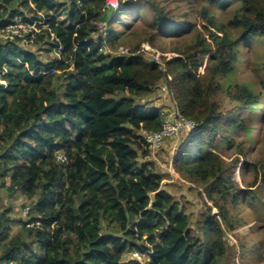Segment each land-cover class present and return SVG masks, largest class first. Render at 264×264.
<instances>
[{"label": "trees", "instance_id": "16d2710c", "mask_svg": "<svg viewBox=\"0 0 264 264\" xmlns=\"http://www.w3.org/2000/svg\"><path fill=\"white\" fill-rule=\"evenodd\" d=\"M205 1L237 4L227 25L238 34L219 26L206 6L198 18L203 30L192 44L161 52L162 67L142 53L154 50L159 32L129 54L106 51L121 42L107 0H0V28L41 18L33 47L44 44L54 55L62 47L60 59L43 60L32 48L0 41V187L10 198L20 192L29 207L27 220L10 216L13 203L0 212V264H224L226 231L238 225L228 204L243 197L234 168L245 152L239 144L240 156L228 165L221 149L236 145L233 133L244 125L236 112L260 110L263 96L230 77L240 45L264 39V0ZM119 5L120 13L129 7ZM154 24L180 34L162 10ZM159 83L197 125L173 156L176 171L218 209L208 207L195 224L148 160L143 132L161 130L165 118L140 100ZM254 168L264 188V154ZM15 222L21 233L4 243ZM251 248L260 254L264 240L240 251ZM136 250L144 260L131 257Z\"/></svg>", "mask_w": 264, "mask_h": 264}, {"label": "rangeland", "instance_id": "374dc122", "mask_svg": "<svg viewBox=\"0 0 264 264\" xmlns=\"http://www.w3.org/2000/svg\"><path fill=\"white\" fill-rule=\"evenodd\" d=\"M129 3L121 13L114 9L110 15L112 26L120 35V44L112 50L105 45V49L113 54H129L134 47L142 46L144 39L150 34L159 32L156 46L152 52L143 50V56L149 60H158L164 67L161 52H174L185 46L192 44L197 38V33L203 30L198 19L203 8L209 6L205 0H116ZM229 4V3H228ZM217 8L209 6V10L217 20L219 26L226 25L228 31L233 36L238 34V30L227 25L235 13L237 4ZM17 5V4H16ZM228 7V8H227ZM168 17L180 29V34L173 31H159V27L154 24V18L160 11ZM65 15L61 14L60 19L64 20ZM108 23H101L100 31H106ZM37 51L40 58L50 60L54 58L53 53H47L44 44L35 46H26ZM111 49V50H110ZM208 59H205V66ZM240 65L231 75L230 80L233 83L245 82L252 85L258 94L263 95L260 103V110L249 111L240 109L236 112L238 121L244 123L243 127L237 128L233 137L236 139V145H225L221 149L222 157L228 165L234 164L235 158L240 156L239 150L244 148L245 155L239 157L236 163L235 180L237 188L242 190L243 197L239 204L229 203L228 207L231 213L236 217L238 225L234 230H227L225 242L227 245V255L224 264H264V250L257 254V249L251 248L248 255L242 254L240 246L257 244L264 240V188L261 183L255 181V166L258 164L264 154V87L259 84L263 77L262 64L264 62V39L251 40L249 43L240 45ZM205 66L202 73L207 74ZM225 81V80H224ZM225 89V86L224 88ZM219 98L226 99L225 92L220 90ZM141 103H148L150 107L159 108L164 118L175 116L178 110L175 108V102L165 83H159L151 94ZM181 115V114H180ZM190 134L180 132L176 136L168 137L159 147H150L151 161L158 172L164 179L162 189L171 192L178 200L183 202L191 216L192 223L195 224L200 219L202 213L208 207H212L213 213H218V209L208 200L203 187L197 183L184 179L177 171L173 164L174 154L187 141ZM246 137H249L246 139ZM240 144V146H239ZM143 160V159H142ZM9 180V179H7ZM27 199L20 192L10 198L7 191L0 187V212L8 208L13 203V210L10 213L12 218H22L27 220L26 206ZM9 239L3 241L6 243L14 235L21 233V223L15 222L12 226ZM1 252V248H0ZM132 255V254H131Z\"/></svg>", "mask_w": 264, "mask_h": 264}, {"label": "built area", "instance_id": "2783aa9c", "mask_svg": "<svg viewBox=\"0 0 264 264\" xmlns=\"http://www.w3.org/2000/svg\"><path fill=\"white\" fill-rule=\"evenodd\" d=\"M106 6L111 9L118 8V2L116 0H107ZM41 16H43L41 14ZM43 25V21L41 18L34 20L33 22H27L23 19H16L12 23L6 25L5 27L0 28V41H14L18 42L20 45L33 46L35 44V40L37 34L41 31V27ZM61 49L59 46L58 50L55 52V57L60 59L61 57ZM120 54V52H119ZM156 62H159L156 60ZM5 84L4 81H2ZM174 117L170 120L171 117L164 119V124L161 130L159 131H144L143 139L145 142L152 147H159L168 137H174L178 135L180 132H185L191 134L193 131L197 129V125L194 121L185 118L184 116L174 113ZM59 160H65L66 158L63 155L58 156ZM27 211L25 212L28 215L29 207L26 206ZM36 224H40L37 222ZM35 222L28 223V226H35ZM132 258H136L138 260H144L146 257L145 253L140 251H134L131 255ZM10 264H15L13 261Z\"/></svg>", "mask_w": 264, "mask_h": 264}]
</instances>
